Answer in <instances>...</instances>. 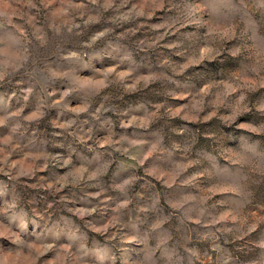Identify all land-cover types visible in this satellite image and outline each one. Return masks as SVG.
<instances>
[{
    "label": "clouds",
    "instance_id": "obj_1",
    "mask_svg": "<svg viewBox=\"0 0 264 264\" xmlns=\"http://www.w3.org/2000/svg\"><path fill=\"white\" fill-rule=\"evenodd\" d=\"M0 264H264V0H0Z\"/></svg>",
    "mask_w": 264,
    "mask_h": 264
}]
</instances>
